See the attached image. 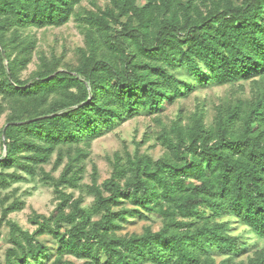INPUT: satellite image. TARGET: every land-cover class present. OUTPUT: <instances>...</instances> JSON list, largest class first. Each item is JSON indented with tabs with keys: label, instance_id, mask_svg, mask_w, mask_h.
<instances>
[{
	"label": "trees",
	"instance_id": "16d2710c",
	"mask_svg": "<svg viewBox=\"0 0 264 264\" xmlns=\"http://www.w3.org/2000/svg\"><path fill=\"white\" fill-rule=\"evenodd\" d=\"M83 1L0 0V189L40 172L58 201L49 217L31 218L33 233L8 219L24 202L3 209L11 246L0 264H264V250L238 261L247 244L223 221L264 242L263 89L218 106L211 125L201 107L180 115L158 134L160 158L116 152L108 180L99 184L93 165L82 185L93 141L123 122L160 115L195 84L264 79V0H92L106 6L77 18V65L41 55L22 80L37 50L24 31L67 25ZM55 154V170L68 159L58 178L43 167ZM152 215L159 230L122 234ZM43 236L56 240L54 255Z\"/></svg>",
	"mask_w": 264,
	"mask_h": 264
},
{
	"label": "rangeland",
	"instance_id": "374dc122",
	"mask_svg": "<svg viewBox=\"0 0 264 264\" xmlns=\"http://www.w3.org/2000/svg\"><path fill=\"white\" fill-rule=\"evenodd\" d=\"M106 3L103 1L97 2L98 8H104ZM97 7L92 3V0H84L76 9V13L71 21L61 28L47 29H29L24 31V34L34 37L37 40V50L33 57V62L28 66V69L22 72V80H28L33 72L37 70L39 57L46 55L48 57L56 56L63 59V63L69 66L77 65L78 50L84 47V29L77 22V18L82 16L87 11H96ZM178 74L180 72H177ZM182 79L189 77L184 74ZM186 99L177 100L165 112L158 116L141 115L133 120L123 122L112 131L105 133L100 138L93 141L90 149V154L84 160L85 174L82 185H91L93 165H96L99 173V184L108 180L113 172V158L116 152L121 154H135L137 151L140 154H146L154 159L160 158L164 150L157 142L158 134L163 127H169L172 122L178 119L180 115L184 118L191 116L198 107L206 111V121L211 125L216 114V108L225 102H234L238 100L252 101L257 93L264 90V79L256 78L253 81H243L231 85L209 87H200ZM1 105V97H0ZM8 112L0 115V129L5 126ZM64 152L67 149L63 150ZM57 159L55 154L50 164L43 166L47 173L58 178L67 164L68 159L65 158L64 165L54 169V164ZM15 170L7 171L12 173ZM27 180L14 183L8 189H0V201L5 200V206L0 203V219L2 211L15 201L24 202L23 208L8 216V219L18 224L23 230L33 233L36 226L31 223V218L35 215H44L49 217L55 210L58 201L56 200L55 190L52 186L46 184L42 179L43 175L39 172L36 177H30L23 174ZM73 193L75 198L83 196L85 206L90 207L93 204V197L79 190H68ZM230 221L231 234L242 237L246 242V250L243 252L238 261H247L254 257L258 251L264 250V242L253 235L250 230L236 219L225 218L223 221ZM131 223L124 225L122 234H141L147 227H152L155 231L162 226L161 219L158 216H151L148 221L131 220ZM10 229L5 223H0V262H4L6 250L10 244ZM40 241L44 242L50 249V255H54L57 249V242L50 236H43ZM53 257L45 262L51 264ZM222 258H218L220 261ZM77 264H82L77 262Z\"/></svg>",
	"mask_w": 264,
	"mask_h": 264
}]
</instances>
